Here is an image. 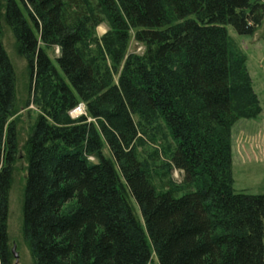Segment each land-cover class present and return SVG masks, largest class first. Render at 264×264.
Wrapping results in <instances>:
<instances>
[{"label":"trees","instance_id":"obj_1","mask_svg":"<svg viewBox=\"0 0 264 264\" xmlns=\"http://www.w3.org/2000/svg\"><path fill=\"white\" fill-rule=\"evenodd\" d=\"M263 18L261 0H0V264H16L8 221L20 152L5 26L42 93L23 147L34 264H151L153 254L160 264H264V194L234 190L232 147L236 122L263 109L227 28L252 35ZM104 19L112 31L100 39ZM131 30L145 50L115 82L104 61H122ZM80 101L88 116L68 123ZM161 121L172 150L141 158Z\"/></svg>","mask_w":264,"mask_h":264},{"label":"rangeland","instance_id":"obj_2","mask_svg":"<svg viewBox=\"0 0 264 264\" xmlns=\"http://www.w3.org/2000/svg\"><path fill=\"white\" fill-rule=\"evenodd\" d=\"M261 1L264 3V0ZM88 6L92 8L90 4ZM171 20L172 24L178 23L174 17ZM227 28L234 47L240 49L247 58V66L253 80V86L263 109L257 118L240 119L232 128L233 187L237 193L264 194V18L252 35H240L230 25ZM111 31V23L104 19L93 30V34L103 39ZM3 41L16 72L17 102L10 119H15L18 123L20 148L10 193L8 230L12 248H15L18 254L17 264H34L22 233V201L27 176V162L23 147L31 126L42 113V93L34 87L27 59L19 55L16 35L7 26L4 27ZM144 50L145 44L138 41L135 30H131L122 61L117 62L107 56L104 61V66L108 69L106 71H109L114 81L117 82L129 54H142ZM47 52L53 60L59 56V48L57 47H48ZM79 106L84 108V113L76 110ZM82 116H88L87 104L84 101H80L75 108L69 110L66 119L69 123ZM89 120L93 119L89 118ZM154 126L153 132L156 141L147 140L138 148L141 158H148L155 150L171 151L175 144L164 128L162 121ZM163 154L161 151L160 155L164 160L167 158V153L164 156ZM171 177L174 182L180 183L182 172L173 169ZM74 207L75 201H72L65 204L64 210L68 211ZM151 264H160L155 254L152 256Z\"/></svg>","mask_w":264,"mask_h":264},{"label":"water","instance_id":"obj_3","mask_svg":"<svg viewBox=\"0 0 264 264\" xmlns=\"http://www.w3.org/2000/svg\"><path fill=\"white\" fill-rule=\"evenodd\" d=\"M12 251H13V253L15 254V257H16V264H17V263H18V259H17V258H18V254H17L15 248H13Z\"/></svg>","mask_w":264,"mask_h":264},{"label":"built area","instance_id":"obj_4","mask_svg":"<svg viewBox=\"0 0 264 264\" xmlns=\"http://www.w3.org/2000/svg\"><path fill=\"white\" fill-rule=\"evenodd\" d=\"M76 110H80L82 113H84L83 112L84 108H82V106H79Z\"/></svg>","mask_w":264,"mask_h":264},{"label":"bare ground","instance_id":"obj_5","mask_svg":"<svg viewBox=\"0 0 264 264\" xmlns=\"http://www.w3.org/2000/svg\"><path fill=\"white\" fill-rule=\"evenodd\" d=\"M80 111V110H79ZM16 258V257H15Z\"/></svg>","mask_w":264,"mask_h":264},{"label":"crops","instance_id":"obj_6","mask_svg":"<svg viewBox=\"0 0 264 264\" xmlns=\"http://www.w3.org/2000/svg\"><path fill=\"white\" fill-rule=\"evenodd\" d=\"M234 155V154H233Z\"/></svg>","mask_w":264,"mask_h":264}]
</instances>
